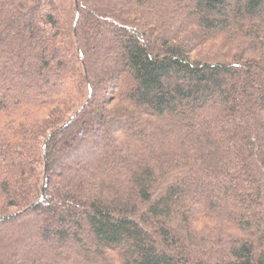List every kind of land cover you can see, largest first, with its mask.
I'll return each mask as SVG.
<instances>
[{
    "label": "trees",
    "instance_id": "1",
    "mask_svg": "<svg viewBox=\"0 0 264 264\" xmlns=\"http://www.w3.org/2000/svg\"><path fill=\"white\" fill-rule=\"evenodd\" d=\"M0 264H264V0H0Z\"/></svg>",
    "mask_w": 264,
    "mask_h": 264
}]
</instances>
